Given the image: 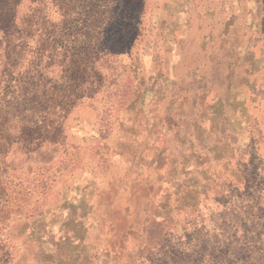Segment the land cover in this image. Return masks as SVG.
<instances>
[{"label": "rangeland", "instance_id": "rangeland-1", "mask_svg": "<svg viewBox=\"0 0 264 264\" xmlns=\"http://www.w3.org/2000/svg\"><path fill=\"white\" fill-rule=\"evenodd\" d=\"M0 41V264H264V0H0Z\"/></svg>", "mask_w": 264, "mask_h": 264}, {"label": "crops", "instance_id": "crops-1", "mask_svg": "<svg viewBox=\"0 0 264 264\" xmlns=\"http://www.w3.org/2000/svg\"><path fill=\"white\" fill-rule=\"evenodd\" d=\"M174 39H177V37L175 38L174 37ZM179 62V61H178ZM178 62H177V64H178ZM176 64H175V62L173 63V67L175 66ZM171 76H172V79H174L175 78V68H173V72L171 73ZM176 79V78H175ZM174 81V80H173ZM102 114H104L105 112L104 111H102L101 112ZM77 123H78V125H83V123H82V121L81 120H78L77 121Z\"/></svg>", "mask_w": 264, "mask_h": 264}, {"label": "trees", "instance_id": "trees-1", "mask_svg": "<svg viewBox=\"0 0 264 264\" xmlns=\"http://www.w3.org/2000/svg\"><path fill=\"white\" fill-rule=\"evenodd\" d=\"M0 45H1V41H0Z\"/></svg>", "mask_w": 264, "mask_h": 264}]
</instances>
